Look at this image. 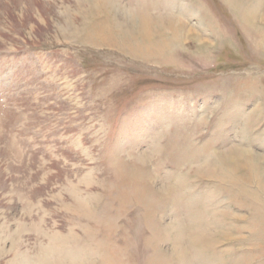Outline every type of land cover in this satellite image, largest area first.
Wrapping results in <instances>:
<instances>
[{
  "label": "rangeland",
  "instance_id": "374dc122",
  "mask_svg": "<svg viewBox=\"0 0 264 264\" xmlns=\"http://www.w3.org/2000/svg\"><path fill=\"white\" fill-rule=\"evenodd\" d=\"M44 62L82 148L0 135V264H264V0H0V98Z\"/></svg>",
  "mask_w": 264,
  "mask_h": 264
},
{
  "label": "crops",
  "instance_id": "0c3cea01",
  "mask_svg": "<svg viewBox=\"0 0 264 264\" xmlns=\"http://www.w3.org/2000/svg\"><path fill=\"white\" fill-rule=\"evenodd\" d=\"M53 66L47 62L41 63L35 69V73L32 72L29 76L32 79L42 74L35 84L26 86L31 90V105H26L23 98H16L18 92L12 94V91H7L11 92L13 98H8L7 94L4 98H0V135L3 137L1 146L7 149L11 161L21 166L25 165L24 168H27L29 173H38L34 181L36 185L54 183L53 180L47 179L49 173L53 171L48 163L61 157L59 153H56L57 147L62 146L71 151L82 148L77 140V138L81 139V131L68 130L70 123L66 121L72 117L73 112L66 116L67 120L63 121V124H57V114L43 109L46 102L49 104L55 102L54 98H43L48 95L45 87L50 85L52 71L50 68ZM0 78H3L6 85L7 78L11 81L8 73L1 74ZM35 152H38L37 161L34 159L36 163L31 165L30 161ZM28 191V189H22L18 198L21 211L28 214L32 228L35 230L43 221V209H40L38 203L34 202Z\"/></svg>",
  "mask_w": 264,
  "mask_h": 264
},
{
  "label": "bare ground",
  "instance_id": "6f19581e",
  "mask_svg": "<svg viewBox=\"0 0 264 264\" xmlns=\"http://www.w3.org/2000/svg\"><path fill=\"white\" fill-rule=\"evenodd\" d=\"M259 8H257V10H258ZM251 17V16H250ZM255 18V17H254Z\"/></svg>",
  "mask_w": 264,
  "mask_h": 264
}]
</instances>
